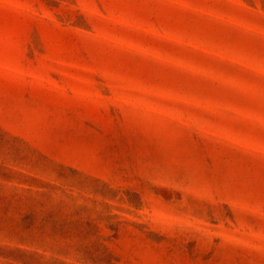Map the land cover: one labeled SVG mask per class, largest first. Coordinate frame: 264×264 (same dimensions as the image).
I'll use <instances>...</instances> for the list:
<instances>
[{
	"label": "rangeland",
	"instance_id": "obj_1",
	"mask_svg": "<svg viewBox=\"0 0 264 264\" xmlns=\"http://www.w3.org/2000/svg\"><path fill=\"white\" fill-rule=\"evenodd\" d=\"M0 264H264V0H0Z\"/></svg>",
	"mask_w": 264,
	"mask_h": 264
}]
</instances>
